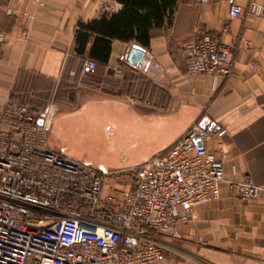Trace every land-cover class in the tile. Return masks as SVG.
<instances>
[{
  "label": "crops",
  "instance_id": "1",
  "mask_svg": "<svg viewBox=\"0 0 264 264\" xmlns=\"http://www.w3.org/2000/svg\"><path fill=\"white\" fill-rule=\"evenodd\" d=\"M236 2L246 12L232 18L228 0H179L173 24L152 30L137 66L129 62L135 43L114 41L108 61L85 74L80 66L89 56L76 54L77 25L115 12L119 4L4 0L0 110L12 97L47 116L51 126L61 121L73 139L113 142L126 158L112 156L111 169L146 163L193 123H210L208 147L226 153V179L248 174L264 186V16L248 12L250 0ZM208 31L231 51L232 72L220 81L187 73L183 48ZM135 94L143 101H131ZM164 240L169 251L157 264H264V199H240L223 185L218 199L197 206Z\"/></svg>",
  "mask_w": 264,
  "mask_h": 264
},
{
  "label": "built area",
  "instance_id": "2",
  "mask_svg": "<svg viewBox=\"0 0 264 264\" xmlns=\"http://www.w3.org/2000/svg\"><path fill=\"white\" fill-rule=\"evenodd\" d=\"M228 4L232 18L245 14L236 0ZM247 10L263 17L264 2L250 0ZM183 53L190 76L220 81L232 72L231 51L216 32L189 40ZM98 64L86 58L81 72ZM252 69L259 70L257 61ZM50 127L47 116L18 99L0 110V264H157L169 251L164 238L197 206L218 199L223 185L240 199H264L251 175L226 179V153L208 147L210 123H193L144 164L112 170L53 150Z\"/></svg>",
  "mask_w": 264,
  "mask_h": 264
},
{
  "label": "trees",
  "instance_id": "3",
  "mask_svg": "<svg viewBox=\"0 0 264 264\" xmlns=\"http://www.w3.org/2000/svg\"><path fill=\"white\" fill-rule=\"evenodd\" d=\"M121 7L101 17L80 21L75 32L76 54L108 61L114 41L135 43L146 49L153 29L172 25L179 0H114ZM90 47V48H89Z\"/></svg>",
  "mask_w": 264,
  "mask_h": 264
},
{
  "label": "rangeland",
  "instance_id": "4",
  "mask_svg": "<svg viewBox=\"0 0 264 264\" xmlns=\"http://www.w3.org/2000/svg\"><path fill=\"white\" fill-rule=\"evenodd\" d=\"M49 143L53 150L71 158L74 157L70 154L76 152L78 158H74L75 160L98 170H112L109 167L112 156L119 155L118 158H126L124 155H121L124 150L116 149L113 142L107 143L101 140L93 142L87 137L73 139V136L68 133L67 127H63L61 121L55 122L50 127Z\"/></svg>",
  "mask_w": 264,
  "mask_h": 264
},
{
  "label": "water",
  "instance_id": "5",
  "mask_svg": "<svg viewBox=\"0 0 264 264\" xmlns=\"http://www.w3.org/2000/svg\"><path fill=\"white\" fill-rule=\"evenodd\" d=\"M144 53H145L144 48H142L137 44H134L129 54V62L137 66L140 63L141 59L143 58ZM211 129H213V125L211 126Z\"/></svg>",
  "mask_w": 264,
  "mask_h": 264
}]
</instances>
